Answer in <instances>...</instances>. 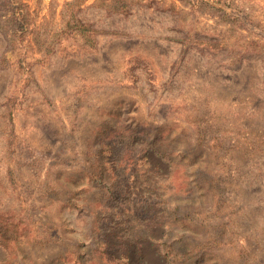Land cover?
Listing matches in <instances>:
<instances>
[{"label": "rangeland", "instance_id": "obj_1", "mask_svg": "<svg viewBox=\"0 0 264 264\" xmlns=\"http://www.w3.org/2000/svg\"><path fill=\"white\" fill-rule=\"evenodd\" d=\"M67 1L0 0V264H264V0Z\"/></svg>", "mask_w": 264, "mask_h": 264}, {"label": "trees", "instance_id": "obj_2", "mask_svg": "<svg viewBox=\"0 0 264 264\" xmlns=\"http://www.w3.org/2000/svg\"><path fill=\"white\" fill-rule=\"evenodd\" d=\"M13 2H16V7L19 9V14L21 16L20 22L16 21V25H24V22L26 21V11L24 9L25 5L20 3V0H12ZM84 0H70L67 1L64 4V9H63V16H64V24H63V30L64 31H69L73 30L76 31L82 39L85 41L86 44L92 45L94 40H93V29L90 28V26L85 23V22H80L76 17H75V6H79L81 2ZM120 8V7H119ZM153 149V147H152ZM4 215L0 213V237H6L5 233L8 230H14L15 225L12 224L7 217L3 218Z\"/></svg>", "mask_w": 264, "mask_h": 264}]
</instances>
